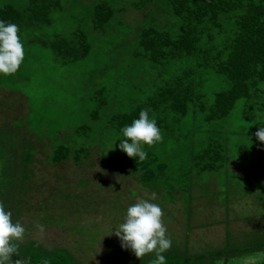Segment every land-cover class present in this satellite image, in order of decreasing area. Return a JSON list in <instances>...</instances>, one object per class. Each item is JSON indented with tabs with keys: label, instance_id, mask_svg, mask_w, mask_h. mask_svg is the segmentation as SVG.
Segmentation results:
<instances>
[{
	"label": "rangeland",
	"instance_id": "374dc122",
	"mask_svg": "<svg viewBox=\"0 0 264 264\" xmlns=\"http://www.w3.org/2000/svg\"><path fill=\"white\" fill-rule=\"evenodd\" d=\"M11 1L0 0V5ZM95 1L59 0L60 7L53 10L50 24L29 27L19 34L25 52L19 70L12 75L0 74L3 152L15 150L13 143L23 142L25 134L29 135L28 142L24 141L26 151L31 152L28 160L33 157V164L38 157L40 162L44 161L45 156L39 153L43 137H49L53 144L86 146L90 150L84 155L88 164L82 168L71 164L64 173H57L56 167L45 170L37 162V174L25 176L32 188L26 190L35 196L34 201L26 197L7 202L13 203L16 211L21 209L18 221L25 228V235L20 243L32 240L45 248L61 247L83 264H134L138 258L130 248L121 246L114 233L124 222L127 208L139 199L158 204L164 213L166 237L179 245L187 238L192 251L224 247L226 242L234 245L251 237L264 219V142L254 135L264 126L263 110L247 109L248 116L244 117L242 99L236 100L231 115L224 121L229 166L217 174L203 173L196 182L190 206L165 203L157 197L151 199L153 193L139 185L126 169L114 171L102 158L105 153L110 156L112 150L119 149L123 139L110 134L107 117L142 101L150 93L159 70L166 75L174 67L154 66L136 54V29L152 20L155 12L150 7L136 9L131 0H112L121 9L111 25L98 31L89 20V7ZM23 2L16 0L15 4ZM163 18L165 15H158V19ZM173 23L170 20L167 26L178 32ZM73 30L85 32L91 50L84 59L64 63L43 41L58 35L70 36ZM206 78L210 92L226 86L221 75L208 73ZM99 86L105 87L104 92L91 98L89 93L94 89L96 92ZM96 99L102 106L98 118L91 119L89 111L96 106ZM81 124L89 127L85 132L75 133ZM244 131L248 134L244 135ZM196 136L200 137V133ZM31 144L36 146L34 150ZM238 144L244 145L240 154ZM154 147H163V142L155 143ZM11 155L0 154V162L5 165L13 161L15 155ZM179 158L180 154L173 156L175 161ZM218 178L225 182L223 188L219 187ZM65 197L72 200L61 201ZM47 207L58 210L42 216L38 209ZM36 223L44 225L43 234L36 229Z\"/></svg>",
	"mask_w": 264,
	"mask_h": 264
},
{
	"label": "trees",
	"instance_id": "16d2710c",
	"mask_svg": "<svg viewBox=\"0 0 264 264\" xmlns=\"http://www.w3.org/2000/svg\"><path fill=\"white\" fill-rule=\"evenodd\" d=\"M15 1L0 5V21L18 25V34L29 27L50 24L53 10L60 7L59 0H24L22 5L15 4ZM130 2L136 9L150 7L156 13L150 23L136 29V54L154 66H173L174 69L166 75L159 70L150 93L128 110L109 115L106 126L110 127L111 135L123 137L122 128L138 119L141 110L148 109L149 118L155 119L161 130L163 147L142 145L147 153L143 161L129 157L120 148L112 150L110 156L105 153L102 158L114 171L126 169L139 185L156 193L162 202H180L190 206L194 199L192 193L198 186L196 182L203 173L217 174L229 166L224 121L231 115L236 100L242 99L244 117L248 116L246 110L250 108L264 111V0ZM89 9L92 28L104 31L121 6H116L112 0H97ZM159 14L165 15V19H158ZM170 20L174 21L178 32H173L171 25L167 26ZM43 42L64 63L84 59L91 50L83 30H73L70 36L58 35ZM208 73L221 75L226 86L210 92L206 85ZM104 90L105 87L99 86L89 95L95 98ZM96 100V106L89 111L91 119L98 118V109L102 106ZM88 127L81 124L74 132L80 134ZM196 133H200V137L196 138ZM243 133L248 134L247 131ZM28 136L25 134L21 140L28 142ZM23 142L13 143L15 150L3 152L0 147V154L8 152L15 155L14 160L5 165L0 162V173H3L0 174V203L4 204L6 211L12 213L13 210V223L19 220L21 209L16 211L14 204L7 202L26 197L34 201L35 196L26 190L32 188L27 185L25 176L37 174V162L45 170L56 167L57 173H64L71 164L79 168L86 166L88 159L84 155L90 151L86 146L53 144L49 137H43L39 153L45 156L44 161L40 162L38 157L33 164L35 159L28 160L31 152L26 151L27 145ZM31 146L33 150L36 147ZM241 146L244 148V145H237L238 154L242 152ZM176 154H180L178 161L173 159ZM234 165L232 162V167ZM240 167L237 171L242 175ZM218 183L223 188L225 182L218 178ZM70 200L65 197L61 201ZM38 210L43 216L58 209L47 207ZM17 243L19 255H13V262L22 259L25 264H83L61 247L45 248L32 240ZM163 255L166 264H231L233 260L237 264L248 261L264 264V219L258 224V230L241 243L232 245L226 242L224 247L192 251L185 238L180 245L173 243ZM155 258V253H149L134 264H151Z\"/></svg>",
	"mask_w": 264,
	"mask_h": 264
},
{
	"label": "clouds",
	"instance_id": "9594fccd",
	"mask_svg": "<svg viewBox=\"0 0 264 264\" xmlns=\"http://www.w3.org/2000/svg\"><path fill=\"white\" fill-rule=\"evenodd\" d=\"M18 33L19 27L15 23L0 21V74H15L24 61V45ZM121 131L124 139L119 145L120 150L131 158L138 157L139 161L147 158L142 145L152 146L163 139L156 120L149 118L148 109L141 110L139 118L131 125L124 126ZM254 135L260 142H264V126ZM155 198L156 193H153L151 199ZM163 216L158 204L139 199L127 208L124 222L115 228L114 234L120 239L121 246L130 248L138 259L155 253L156 258L151 264H166L163 253L172 247V242L166 237ZM35 227L41 234L45 232L43 224L36 223ZM24 235L25 228L19 221L13 223L12 213L6 211L4 204L0 203V264H25L22 259L13 262V255H19L17 242H22ZM231 264H237V261L233 260Z\"/></svg>",
	"mask_w": 264,
	"mask_h": 264
}]
</instances>
